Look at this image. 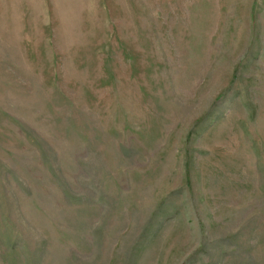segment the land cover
Returning a JSON list of instances; mask_svg holds the SVG:
<instances>
[{
  "label": "rangeland",
  "instance_id": "374dc122",
  "mask_svg": "<svg viewBox=\"0 0 264 264\" xmlns=\"http://www.w3.org/2000/svg\"><path fill=\"white\" fill-rule=\"evenodd\" d=\"M0 264H264V0H0Z\"/></svg>",
  "mask_w": 264,
  "mask_h": 264
}]
</instances>
